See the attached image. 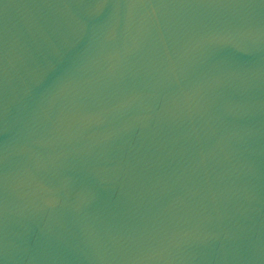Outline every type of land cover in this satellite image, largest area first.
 <instances>
[{"label": "water", "instance_id": "95a60500", "mask_svg": "<svg viewBox=\"0 0 264 264\" xmlns=\"http://www.w3.org/2000/svg\"><path fill=\"white\" fill-rule=\"evenodd\" d=\"M0 264H264V0H0Z\"/></svg>", "mask_w": 264, "mask_h": 264}]
</instances>
